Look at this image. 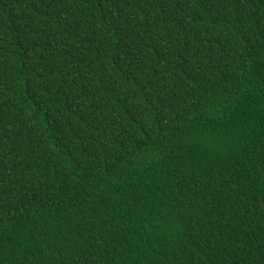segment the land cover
<instances>
[{"label":"trees","instance_id":"1","mask_svg":"<svg viewBox=\"0 0 264 264\" xmlns=\"http://www.w3.org/2000/svg\"><path fill=\"white\" fill-rule=\"evenodd\" d=\"M0 264H264V0H0Z\"/></svg>","mask_w":264,"mask_h":264}]
</instances>
